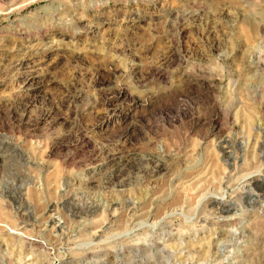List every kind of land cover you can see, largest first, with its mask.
<instances>
[{
    "label": "rangeland",
    "instance_id": "374dc122",
    "mask_svg": "<svg viewBox=\"0 0 264 264\" xmlns=\"http://www.w3.org/2000/svg\"><path fill=\"white\" fill-rule=\"evenodd\" d=\"M0 264H264V0H0Z\"/></svg>",
    "mask_w": 264,
    "mask_h": 264
},
{
    "label": "bare ground",
    "instance_id": "6f19581e",
    "mask_svg": "<svg viewBox=\"0 0 264 264\" xmlns=\"http://www.w3.org/2000/svg\"><path fill=\"white\" fill-rule=\"evenodd\" d=\"M245 17H246V16H245ZM247 18H248V17H246V18H244V19L246 20ZM247 21H248V20H247ZM249 21H250V20H249ZM251 24H252V23H251ZM250 28H251V26H250ZM253 28H255V27H253ZM253 28H252V29H253ZM252 29H251V30H252ZM254 30H255V29H254ZM254 30H253V31H254ZM43 114H44V113H43ZM72 129H73V128H72ZM79 129H80V128H75V129H73L71 132H70V130H68L70 133H68L67 131H66V132H67L68 136H70V135H73V136H74V135H75V132L78 133V130H79ZM217 130H218V129H217ZM219 130H220V129H219ZM77 136H78V135H77ZM71 137H72V136H71ZM74 137H75V136H74ZM64 138H65V137H64ZM68 139H69V138H68ZM70 139H71V138H70ZM225 142H226V141H224V143H225ZM156 167H157V166H156ZM233 170H234V167H233ZM246 175H249V174H246ZM251 176H252V175H251ZM247 177H248V176H247ZM253 180H254L253 177H249V178L245 179V182L250 184ZM219 185H220V184H219ZM251 186H252V184H251ZM217 187H218V185H217ZM219 187H221V186H219ZM247 187H248V186H247ZM251 188H252V187H251ZM255 188H257V187H255ZM249 189H250V188H249ZM253 191H256V190L253 188ZM258 196H259V195H258ZM207 198H208V197H207ZM209 198H211V197H209ZM256 198H257V197H256ZM205 202H206V201H205ZM205 202H204V203H205ZM208 202L210 203V205H212L210 208L213 209L214 211H215V209L218 210V211H219V209H221V210H222V209H225V210H228V209H229V208L227 209V207H224V206H223L224 203L221 202V199H217V198L207 199V203H208ZM209 203H208V205H209ZM204 205H205V204H204ZM208 207H209V206H208ZM210 208H209V209H210ZM205 209H206V208H205ZM207 209H208V208H207ZM219 212H220V211H219ZM34 244H35V243H34Z\"/></svg>",
    "mask_w": 264,
    "mask_h": 264
}]
</instances>
